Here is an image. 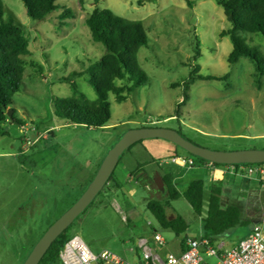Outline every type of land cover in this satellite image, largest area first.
<instances>
[{
  "label": "rangeland",
  "instance_id": "374dc122",
  "mask_svg": "<svg viewBox=\"0 0 264 264\" xmlns=\"http://www.w3.org/2000/svg\"><path fill=\"white\" fill-rule=\"evenodd\" d=\"M2 1L4 19L11 13L24 27L30 55L24 57L22 85L11 106L23 126L9 119L4 125L8 134L0 137V264L24 263L48 228L81 197L112 146L128 130L168 128L212 150H264V76L257 84L254 64L247 57L228 63L233 47L221 33L230 25L216 0H189L191 5L186 0H62L73 17L65 19L61 27V11L34 21L21 0ZM95 7L141 21L148 38L138 61L149 83L136 88L122 103L110 94L111 119L101 129L70 124L57 117L54 108L56 98L72 96L64 79L84 72L104 54V47L92 41L85 23ZM242 36L249 47L264 54L262 37ZM190 74L226 80H196L181 103L183 84ZM70 80L88 100L96 99L86 74ZM169 146L181 159L188 158L180 147L156 138L143 140L127 151L114 172L119 189L110 182L74 221L72 235L80 237L95 254L108 250L132 264L143 257L142 239H147L152 252L159 249L152 240L156 232L175 247V235L163 230L146 208L151 199L165 200L167 192L157 191L142 174L131 179L136 164L152 161L143 166L150 176L155 163L168 161ZM195 162L194 167L176 169L183 178L180 191L192 180L206 179L207 171ZM253 183L259 189L257 181ZM208 194L206 189L205 203ZM167 212L186 221L188 230L183 235L200 236L202 218L183 198L171 201ZM235 229L244 232L249 226ZM160 256L165 257L163 253ZM203 258L208 264L218 262L205 254Z\"/></svg>",
  "mask_w": 264,
  "mask_h": 264
},
{
  "label": "trees",
  "instance_id": "16d2710c",
  "mask_svg": "<svg viewBox=\"0 0 264 264\" xmlns=\"http://www.w3.org/2000/svg\"><path fill=\"white\" fill-rule=\"evenodd\" d=\"M21 2L27 16L34 21H43L52 13L61 11L58 15V25L61 27L65 24V19L73 17L72 10L65 7L62 0H21ZM186 2L191 5L189 0ZM216 3L222 7L225 18L230 25L229 30L221 33V36H228L233 47L227 58L228 63L232 65L241 57L249 58L255 67L256 82L260 84L259 78L264 76V54L255 47H249L242 34H255L264 39V0H216ZM4 15L5 7L3 1L0 0V137L8 134L4 125L9 119L23 126L22 122L14 117L15 112L11 106L14 95L20 91L22 85L26 65L24 57L30 55L24 27L16 21L11 13L7 20L4 19ZM85 23L92 41L100 43L104 47V54L98 60L90 63L84 72L74 73L69 78L64 79L70 85L72 96L54 100L55 115L73 125L101 129L111 119V106L108 100L110 94L114 95L118 103H122L136 88L146 86L149 83V77L140 67L138 61L139 51L148 45V38L141 21L125 19L110 9L95 7L86 18ZM83 73L87 75V82L96 95V99L93 101L88 100L79 91L76 84L70 80L73 76ZM124 80L126 82L123 85L116 84V81ZM196 80L221 81L226 80V77L190 74L188 80L183 84L185 95L181 103H185L187 100L189 86ZM179 106L180 104L177 105L176 113L179 111ZM9 111L12 112L11 118L7 116ZM179 133L186 138L181 132ZM139 143L141 141L130 146L120 156L118 164L121 157ZM187 154L188 158H193L200 165L210 163ZM212 164L217 167L239 166ZM261 165L264 164H246L245 166ZM143 166L144 164H138L132 176L138 174L145 176ZM158 167L161 168L159 164ZM114 172L102 191L97 194L83 213L94 204L97 197L104 192L110 182H114V188L119 189V184L114 180ZM163 180L167 198L165 200L151 199L146 204V208L163 230L171 231L177 237L188 230V224L181 216L176 214L170 218L167 213L170 202L179 198H183L195 215L202 218V238L209 240L211 244H214L217 238L225 232L248 225V221L242 219L240 208L236 203H230L223 207L221 200L222 182L212 184L205 203V188L202 179L192 180L183 192H180L173 184L172 175H164ZM151 183L153 182L151 181ZM260 184L263 183L260 182ZM203 214L204 217H202ZM73 224L58 236L39 264H62L59 259V252L74 237L71 233ZM181 245L183 251L185 240L181 241Z\"/></svg>",
  "mask_w": 264,
  "mask_h": 264
},
{
  "label": "water",
  "instance_id": "95a60500",
  "mask_svg": "<svg viewBox=\"0 0 264 264\" xmlns=\"http://www.w3.org/2000/svg\"><path fill=\"white\" fill-rule=\"evenodd\" d=\"M12 112L7 116L11 118ZM162 139L173 143L192 156L220 165H246L264 164V150L246 149L236 151H220L204 148L194 144L184 138L178 131L168 128H138L126 131L116 144L110 149L105 159L102 161L94 178L83 192L81 197L43 234L39 241L34 245L30 254L23 264H39L47 250L53 242L91 204L97 194L102 191L109 180L111 174L117 167L120 156L132 145L147 139ZM159 188L163 186V180L156 173L153 177ZM137 264H142L139 259Z\"/></svg>",
  "mask_w": 264,
  "mask_h": 264
},
{
  "label": "built area",
  "instance_id": "2783aa9c",
  "mask_svg": "<svg viewBox=\"0 0 264 264\" xmlns=\"http://www.w3.org/2000/svg\"><path fill=\"white\" fill-rule=\"evenodd\" d=\"M26 144L30 145L31 142L27 140ZM172 163L182 167H194L196 162L193 158L186 160L173 158ZM207 164L216 167L211 162ZM229 168L235 174L255 176L259 182L264 184V165H239L238 167L229 166ZM153 241L160 246L165 244V240L159 234H154ZM139 246L143 250V257L140 258L142 264H207L203 254L216 258L218 264H264V228L262 225H256L251 234L240 242L238 248L224 252L204 238L188 239L185 242V249L180 254H168L164 258L153 253L146 240L140 241ZM59 259L62 264H132L108 250H103L98 254L91 252L78 236L71 238L62 247Z\"/></svg>",
  "mask_w": 264,
  "mask_h": 264
},
{
  "label": "crops",
  "instance_id": "0c3cea01",
  "mask_svg": "<svg viewBox=\"0 0 264 264\" xmlns=\"http://www.w3.org/2000/svg\"><path fill=\"white\" fill-rule=\"evenodd\" d=\"M169 159L168 161L160 162L159 165L161 168L157 166L155 170L150 174H145L146 182H153L152 184L155 185L157 191H166L165 183L163 180V176L166 174L172 175L173 177V184L177 187L179 190V186L182 181V176L178 173L176 170L177 168H181L182 166L172 163L173 158H180V155L177 150H174L172 147L169 146ZM178 156V157H176ZM181 159V158H180ZM188 159V158H187ZM152 161H146L144 164L147 166L151 164ZM138 166L137 164L135 165ZM145 166V167H146ZM199 167L202 169H205L207 171V174L202 179L204 182V188L205 190H209L212 184L222 182V205L225 207L226 205L230 203H236L237 206L240 208L241 215L244 217L243 220L248 221L249 229L244 232H239L237 229H232L221 236L217 238V240L212 244L213 246L217 247L221 252L229 251L235 248H238L240 242L247 238L253 228L256 225H262L264 228V184H260L257 178H253L252 176L249 177L248 175H241V174H235L231 171V169L227 166H220V167H211L208 164H199ZM156 171V172H155ZM153 173H155L153 175ZM156 173H158L163 180V186L162 188H159L157 184L155 183L153 177H155ZM133 176L131 177V179ZM148 180V181H147ZM151 180V181H150ZM254 181H257L259 186V189L255 188ZM148 190L149 187L147 186ZM186 189V188H185ZM184 189V190H185ZM184 190L180 191L183 192ZM168 213V212H167ZM174 215H170V218H173ZM155 234H158L157 232ZM202 226H201V234L197 237H190L188 235H181L179 237L175 236L174 244L175 247H171L170 244L165 241V244L163 246H159L158 250L153 251V253L160 255V253H163L164 256L168 254H175L178 255L182 252V240H188V239H200L202 238ZM147 240V239H142ZM153 240V237H152ZM149 243L151 241V237L148 239ZM155 243V242H154ZM157 244V243H156ZM185 246V245H184ZM207 257V256H206ZM209 258V257H207ZM140 257L138 258V260ZM205 261V260H204ZM206 262V261H205ZM207 263V262H206ZM208 264V263H207ZM218 264V262H217Z\"/></svg>",
  "mask_w": 264,
  "mask_h": 264
}]
</instances>
